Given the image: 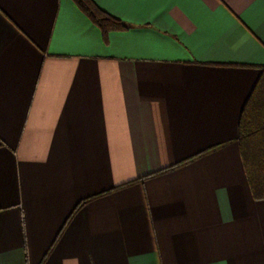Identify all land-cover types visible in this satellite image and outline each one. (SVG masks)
<instances>
[{
    "label": "crops",
    "instance_id": "1",
    "mask_svg": "<svg viewBox=\"0 0 264 264\" xmlns=\"http://www.w3.org/2000/svg\"><path fill=\"white\" fill-rule=\"evenodd\" d=\"M92 1L0 0V264H264V0Z\"/></svg>",
    "mask_w": 264,
    "mask_h": 264
},
{
    "label": "trees",
    "instance_id": "2",
    "mask_svg": "<svg viewBox=\"0 0 264 264\" xmlns=\"http://www.w3.org/2000/svg\"><path fill=\"white\" fill-rule=\"evenodd\" d=\"M102 32L104 40L113 30L127 25L99 8L92 0H73ZM238 142L253 197L264 200V67L240 115Z\"/></svg>",
    "mask_w": 264,
    "mask_h": 264
}]
</instances>
